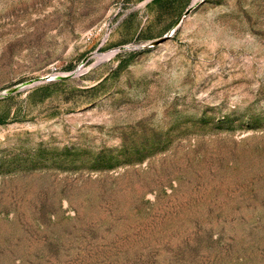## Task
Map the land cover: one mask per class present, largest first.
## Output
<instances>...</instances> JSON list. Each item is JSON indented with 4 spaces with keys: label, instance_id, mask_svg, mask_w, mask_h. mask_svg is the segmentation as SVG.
<instances>
[{
    "label": "rangeland",
    "instance_id": "1",
    "mask_svg": "<svg viewBox=\"0 0 264 264\" xmlns=\"http://www.w3.org/2000/svg\"><path fill=\"white\" fill-rule=\"evenodd\" d=\"M0 264H264V0H0Z\"/></svg>",
    "mask_w": 264,
    "mask_h": 264
}]
</instances>
